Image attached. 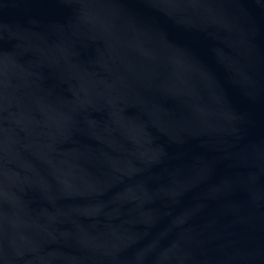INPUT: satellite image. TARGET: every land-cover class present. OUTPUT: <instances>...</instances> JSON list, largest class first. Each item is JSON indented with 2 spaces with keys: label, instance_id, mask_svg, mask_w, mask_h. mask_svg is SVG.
Here are the masks:
<instances>
[{
  "label": "water",
  "instance_id": "95a60500",
  "mask_svg": "<svg viewBox=\"0 0 264 264\" xmlns=\"http://www.w3.org/2000/svg\"><path fill=\"white\" fill-rule=\"evenodd\" d=\"M0 264H264V0H0Z\"/></svg>",
  "mask_w": 264,
  "mask_h": 264
}]
</instances>
